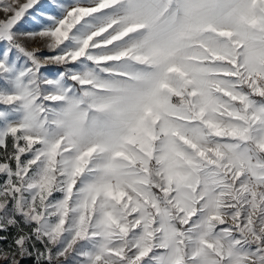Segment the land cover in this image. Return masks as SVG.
I'll return each instance as SVG.
<instances>
[{"label":"snow or ice","instance_id":"6c2138e0","mask_svg":"<svg viewBox=\"0 0 264 264\" xmlns=\"http://www.w3.org/2000/svg\"><path fill=\"white\" fill-rule=\"evenodd\" d=\"M0 264H264V0H0Z\"/></svg>","mask_w":264,"mask_h":264}]
</instances>
